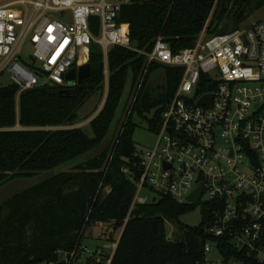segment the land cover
Wrapping results in <instances>:
<instances>
[{
    "label": "trees",
    "instance_id": "trees-1",
    "mask_svg": "<svg viewBox=\"0 0 264 264\" xmlns=\"http://www.w3.org/2000/svg\"><path fill=\"white\" fill-rule=\"evenodd\" d=\"M263 6L264 0H131L121 7L117 22L128 27L131 49L140 53L114 46L105 56L99 45L92 44L90 77L80 86L75 84V97H59L61 89L51 85L22 93L11 84L0 86V187L14 179L55 172L46 183L17 195L0 208V264L62 261L78 251L84 234L96 222L111 223V245L120 232L109 264H204L203 247L211 240L205 229L210 220L206 207H200L202 219L195 227L184 225L180 218L195 211L197 205L178 204L167 197L130 210L136 189L120 171L127 167L138 177L132 117L144 120L151 134L157 132L183 70L151 65L113 147L99 148L114 130L126 85L129 82L131 92L137 88L145 54L158 38L177 53L194 46L210 16L207 36L218 32L222 17L235 18L244 10V20L248 12ZM92 33L97 35V31ZM157 70L162 73V85L148 87L150 74ZM105 77L107 94L103 107L89 122V137L74 126L84 103L103 93ZM70 164L74 166L63 171ZM166 222L176 228L173 240L166 235ZM99 243L97 247L105 248L106 244Z\"/></svg>",
    "mask_w": 264,
    "mask_h": 264
},
{
    "label": "built area",
    "instance_id": "built-area-1",
    "mask_svg": "<svg viewBox=\"0 0 264 264\" xmlns=\"http://www.w3.org/2000/svg\"><path fill=\"white\" fill-rule=\"evenodd\" d=\"M130 2L0 3V77L20 93L44 85L71 89L75 82L68 85L65 76L88 63L92 44L105 56L114 46L140 53L131 49L128 27L117 22L121 7ZM210 18L193 47L174 53L158 38L145 54L139 84L153 64L178 68L183 74L153 133L154 147L135 153L138 177L127 167L120 171L136 189L130 210L159 197L206 207L210 220L205 229L211 240L203 247L204 264H264V19L207 36ZM26 45L30 52L24 59ZM204 89L211 90L200 91ZM207 95L211 106L207 101L200 105ZM199 187V201L189 204ZM111 226L96 222L91 229L97 233L84 237L109 244L104 238ZM119 236L111 253L80 245L64 258L65 264H79L81 259L109 264ZM211 253L214 258L208 259Z\"/></svg>",
    "mask_w": 264,
    "mask_h": 264
},
{
    "label": "rangeland",
    "instance_id": "rangeland-1",
    "mask_svg": "<svg viewBox=\"0 0 264 264\" xmlns=\"http://www.w3.org/2000/svg\"><path fill=\"white\" fill-rule=\"evenodd\" d=\"M11 1H16V0H0V3L2 4H6L7 2H11ZM117 0H109V2H115ZM225 18L222 17V20L220 21V26L223 24V20ZM264 19V6L256 9L255 11H251L247 13V17L242 20L241 22L238 23L237 27H247L249 25H252L254 23H256V21L262 20ZM30 52L29 46L26 45L24 46V51H23V58L26 59L27 58V53ZM107 75V74H106ZM141 77V76H140ZM139 81V80H138ZM107 82V77H105V82H104V91L102 94H97V95H93L92 97H90L83 105V107L80 109V111L78 112V121H77V125L74 126V128H82L84 130V132L91 137V131L89 129V122L90 120H92L97 114L99 109L101 108L104 99L106 97L107 94V87H106V83ZM163 82V78H162V73L160 70L154 71L150 74L149 76V81H148V87H160L162 85ZM137 88L135 90H133L131 92L130 87H129V82L126 85V89L123 93V96L119 102V107L118 110L116 112V116L114 118L113 121V131H111L107 137L104 140V143L101 145V147L99 148V150H101L104 147H109V149H111L115 143V138L118 134L119 131V127L121 125V123L123 122V120H125V116L126 113L128 112L130 106H131V102L134 98V95L137 93L138 88H140V84L139 82H137ZM9 85V82L7 80L6 77H0V86L1 87H6ZM151 115H146L145 118L149 119ZM132 122H135L136 124V128L134 130V133L132 135V140L134 142V145L136 147V150L138 152H145L148 149H152L157 141L156 136L150 132L147 131V123L144 120H140L139 118L136 117V115H134L132 117ZM18 128V127H17ZM19 129V128H18ZM98 150V152H99ZM97 153V152H96ZM74 166V164H70L69 166H65L63 171H68L70 170L72 167ZM63 169V168H62ZM61 169V170H62ZM59 169V171H61ZM143 195H149L148 193H146L145 191L141 192ZM150 196V195H149ZM196 210L193 212H190V214H187L185 216H183L182 218H180V221L190 227H195L198 226L201 222L202 219V214H201V209L199 206H197L195 208ZM165 231H166V235L168 238L172 239L174 238V232L176 231V228L173 226V224L166 222L165 223ZM109 231H107V234L105 235L104 240H107V242H109V238L111 237L112 233H113V229L112 226L109 227ZM94 231L97 233L96 230L94 229H88L86 231L87 232H91ZM108 238V239H107ZM115 238V242L118 239V235L116 236V234L114 235ZM115 242H113V245L115 244ZM84 243L86 244V246H88L89 248L94 247L93 244H91L89 241L84 240ZM112 245V249H110L111 244H106L105 248L107 249V253L108 251L111 253L112 250L114 249ZM213 259L214 258V254L211 253L208 256V259ZM80 263H84V261H81ZM216 264H220V263H216Z\"/></svg>",
    "mask_w": 264,
    "mask_h": 264
},
{
    "label": "water",
    "instance_id": "water-1",
    "mask_svg": "<svg viewBox=\"0 0 264 264\" xmlns=\"http://www.w3.org/2000/svg\"><path fill=\"white\" fill-rule=\"evenodd\" d=\"M253 6H255V4H253ZM229 7L228 4L225 5V9L227 10ZM221 8L222 6L220 5L218 11H217V18L220 17L221 15ZM246 16V12H244V10H240L238 12V15L235 17V19L233 21H229V22H224L221 27L217 30L218 35L224 34L226 32H233L235 30L236 24L238 22H240L244 17ZM90 67L89 64H84L79 66L76 69H72L70 70L66 76L65 79L68 82V85H71L73 82H75V84L77 86H80V84H82V82L86 79H88L90 77ZM77 94L76 90L74 88L71 89H62L58 92V96L62 97H75ZM210 95L205 96L203 99H201L198 103L200 105H205L206 101L209 102L210 106H211V102H210ZM102 108V106H101ZM100 108V109H101ZM99 109V110H100ZM15 129H18L17 127ZM55 175L54 171H48L47 173H43L41 175L35 176L33 178H29V179H14L12 180L10 183H7L3 186L0 187V208L8 201H10L12 198L16 197L17 195H20L24 192L29 191V189L37 187L41 184L46 183L49 179H52V177ZM201 195V191H200V187L196 190L195 193H193L192 195L189 196L188 198V203H194L196 204L199 201V197ZM155 202V199L152 200V203ZM206 204V203H204ZM206 229H208L207 226H205ZM211 236V235H210ZM54 264H65V261H59L57 263Z\"/></svg>",
    "mask_w": 264,
    "mask_h": 264
},
{
    "label": "crops",
    "instance_id": "crops-1",
    "mask_svg": "<svg viewBox=\"0 0 264 264\" xmlns=\"http://www.w3.org/2000/svg\"><path fill=\"white\" fill-rule=\"evenodd\" d=\"M90 236H92V233L90 234ZM84 240L89 241V242H90L91 244H93V246H95V247H96L97 245L101 244V243H99L98 241H94V239H93L92 237H89V236L84 237ZM84 240L82 241L81 245H86V244L84 243ZM102 245L105 246V243L103 242ZM81 261H84V263H85V259H81V260L79 261V264H84V263H80Z\"/></svg>",
    "mask_w": 264,
    "mask_h": 264
},
{
    "label": "flooded vegetation",
    "instance_id": "flooded-vegetation-1",
    "mask_svg": "<svg viewBox=\"0 0 264 264\" xmlns=\"http://www.w3.org/2000/svg\"><path fill=\"white\" fill-rule=\"evenodd\" d=\"M234 19H235V18H233V17L225 18L224 22L233 21Z\"/></svg>",
    "mask_w": 264,
    "mask_h": 264
}]
</instances>
